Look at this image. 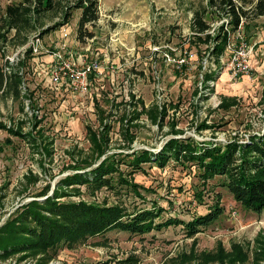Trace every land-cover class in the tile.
<instances>
[{"label":"rangeland","instance_id":"rangeland-1","mask_svg":"<svg viewBox=\"0 0 264 264\" xmlns=\"http://www.w3.org/2000/svg\"><path fill=\"white\" fill-rule=\"evenodd\" d=\"M12 1L17 0H0V13ZM54 2V8L34 16L37 27L29 31V38L63 20L75 0ZM236 2L247 10L246 22L233 32L231 46L220 59V76L209 81L213 88L205 90L201 88L204 73L217 67L211 52L214 39H206V33L215 34L221 24L225 29L230 27V16L221 0H99L100 17L87 25L86 37H78L82 9L73 8L67 23L41 34L38 50L32 51L22 37L8 40L0 56L7 65L3 84L0 79V121L18 125L32 135L27 140L0 127V222L34 192L47 183L51 192L61 177L73 171L67 168L75 160L68 150H75L76 155L78 149L90 150L88 124L100 128L104 116L112 125L110 151L127 150L122 117L127 112L133 114L131 92L146 107H168L160 124L146 113L132 122L133 147L158 150L174 134L193 135L200 141H226L232 136L246 139L251 133L264 132V14L256 13L257 0ZM196 18L210 25L201 33L202 40L195 37ZM245 42L253 45L254 69L249 75L232 77L233 52ZM62 48L66 55L73 54L78 65L96 61L87 90L52 81L54 52ZM12 70L20 73L19 94L13 89ZM225 95L235 101L221 104ZM203 122L214 125L198 128ZM7 136L11 142L5 141ZM47 146L51 154H47ZM31 171L36 179L27 178ZM134 177L153 188L146 193V200L106 188L92 194L86 185H81L82 194L71 198L111 203L122 197L131 207L150 206L157 200L166 208L162 217L189 220L206 212L218 195L224 212L215 223L202 226L193 235L183 223L144 233L112 229L73 248L61 247L56 254L41 252L21 260L16 254L0 259V264H15L17 260L18 264H264V211L243 206L218 180L212 178L204 184L195 165L184 166L174 160L165 167L147 163L145 172ZM234 243L241 248L244 260L229 262L236 251ZM221 248L224 255L214 254ZM206 252L218 257H207Z\"/></svg>","mask_w":264,"mask_h":264},{"label":"trees","instance_id":"trees-1","mask_svg":"<svg viewBox=\"0 0 264 264\" xmlns=\"http://www.w3.org/2000/svg\"><path fill=\"white\" fill-rule=\"evenodd\" d=\"M221 1L225 5L226 14L230 16L228 20L230 27L225 29L224 24H221L215 34L206 33V39H214L211 52L215 54L214 61L217 62V67L204 73L201 87H204V90L213 88L209 81L220 76L218 69L221 66V56L233 32L247 19V10L244 9L243 4H238L236 0ZM54 5V0H17L8 3L4 11L0 13V56L3 55L4 45L8 40L22 37L23 42L27 41L29 31L37 27L34 16L54 8ZM73 8L82 9L78 23V37H86L87 25L95 23L100 17L99 0H75L65 11L63 20L44 28L40 34L67 23L72 16ZM254 9L257 14H264V0H257ZM196 20L195 37L202 40L201 33L208 31L210 25L202 18H196ZM88 33L90 36L94 35L91 31ZM6 66L0 60L2 84L5 80ZM10 75L14 76L16 82L13 89L16 94H19L18 86L22 81L20 73L12 70ZM131 97L130 105L133 114L127 112L122 117L124 124L122 134L127 150L110 151L112 125L105 122L104 116L102 127L95 128L88 124L86 127L91 142L90 150L84 152L83 149H78L77 155L75 150H68L75 160L73 163H68L67 168L73 171L61 177L51 192L50 183H47L40 191L34 192L32 199L21 202L4 221L0 222V259H7L16 254H20L19 260L41 252L47 255L52 251L56 254L61 247L73 248L86 242L91 236L112 229L144 233L152 229H162L169 225L183 223L187 233L193 235L200 231L202 226L215 223L224 212L218 195L217 201L210 204L206 212L196 213L189 220L178 216L162 217L166 208L157 200H153L150 206L133 205L131 207L122 197L111 203L106 199L71 198L73 195L82 194L81 185H86L92 194L106 188L115 194L121 195L122 191H125L146 200V193L153 188L137 182L134 176L138 172H145L147 163L165 167L174 160L184 166L195 165L204 184L209 179L215 178L218 180L217 183L229 189L243 206L258 213L264 211V132L251 133L246 139L232 136L226 141H200L193 135L174 134L168 137L158 150L133 147L134 134L130 130L132 122L146 113L150 120L160 124L164 121L168 107L158 104L146 107L141 98H135V93L131 92ZM233 101H235L234 98L225 95L221 104L228 105ZM34 115L37 116L36 113ZM213 125L203 122L198 125V128ZM0 127L7 129L10 134L22 136L27 140L32 135L18 125H7L0 121ZM178 132L180 131L176 130L175 133ZM5 141L11 142L10 136H7ZM45 148L47 154H51L50 146ZM28 177L37 178L33 171L27 174ZM201 192L198 195L202 200ZM234 245L236 251L230 252L233 255L229 257V262L243 258L241 248L237 243ZM224 252V248H221L214 254L220 256L224 255ZM204 254L210 258L218 257L212 252ZM205 256L203 255L204 259ZM184 261L186 263L185 258ZM18 263L17 260L15 264Z\"/></svg>","mask_w":264,"mask_h":264},{"label":"built area","instance_id":"built-area-1","mask_svg":"<svg viewBox=\"0 0 264 264\" xmlns=\"http://www.w3.org/2000/svg\"><path fill=\"white\" fill-rule=\"evenodd\" d=\"M41 34L33 35L28 39L30 47L38 50V46L41 43ZM231 46V40L228 43ZM253 53V45L245 42L240 48L236 49L232 55V68L233 76L236 77L239 74L249 75L254 69L251 54ZM67 54V50L62 48L54 52V61L51 67L52 81L56 84L70 85L74 89L87 90L91 80V73L96 70V61L83 63L78 65L72 53ZM169 55V54H167ZM214 81L211 79L210 82Z\"/></svg>","mask_w":264,"mask_h":264},{"label":"water","instance_id":"water-1","mask_svg":"<svg viewBox=\"0 0 264 264\" xmlns=\"http://www.w3.org/2000/svg\"><path fill=\"white\" fill-rule=\"evenodd\" d=\"M32 198H33V197H32ZM32 198H31V199H32Z\"/></svg>","mask_w":264,"mask_h":264}]
</instances>
